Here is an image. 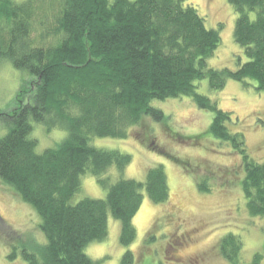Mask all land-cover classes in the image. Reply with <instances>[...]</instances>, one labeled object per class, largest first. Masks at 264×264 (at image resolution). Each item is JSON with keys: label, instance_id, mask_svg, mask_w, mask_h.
<instances>
[{"label": "trees", "instance_id": "1", "mask_svg": "<svg viewBox=\"0 0 264 264\" xmlns=\"http://www.w3.org/2000/svg\"><path fill=\"white\" fill-rule=\"evenodd\" d=\"M189 0H0V64L12 62L29 72L32 84L18 93V107L0 112L7 132L0 139V180L32 206L41 219L45 243L35 247L12 237L9 261L25 264H102L85 252L109 233V214L121 226L120 242L136 241L133 224L145 191L150 201L170 199L168 175L155 166L141 182L104 175L116 167L122 173L133 157L118 150L97 148L99 138L125 139L148 116L163 122L155 100L189 97L201 110L214 114L212 137L241 156L245 172L242 191L247 211L264 220V162L248 154L246 137L227 127L232 121L212 100L198 92L208 80L212 91L227 82L264 92V0H230L237 14L234 39L247 58L239 68H211L208 61L221 45V28L209 29ZM36 26H39L37 32ZM48 131L60 128L67 137L39 153L32 139V122ZM187 164V163H186ZM91 174L106 198H85L73 204L82 176ZM200 192L211 191L207 179ZM18 244H14V243ZM229 264H242L243 245L236 234L220 243ZM256 253L251 264H261ZM127 250L121 264H135Z\"/></svg>", "mask_w": 264, "mask_h": 264}, {"label": "rangeland", "instance_id": "2", "mask_svg": "<svg viewBox=\"0 0 264 264\" xmlns=\"http://www.w3.org/2000/svg\"><path fill=\"white\" fill-rule=\"evenodd\" d=\"M189 4L203 16L207 28L219 29L223 25L221 45L208 61L209 66L235 71L239 60L246 63L245 53L234 39L237 14L230 0H189ZM39 28L36 26V33ZM33 79L29 72L16 69L12 62H1L0 112L17 108L18 93L29 88ZM250 83L253 86L246 89L240 82L230 80L223 91L215 92L207 79L197 82V86L200 94L231 114L232 121L227 127L246 137L249 156L261 163L264 162V92H257L256 83ZM152 106L163 110V122L145 116L140 125L129 130L127 138H99L91 144L133 157L122 173L112 167L104 175L111 184L122 178L143 182L150 169L162 165L168 175L170 199L165 204L154 205L144 191L142 207L133 220L136 241L123 247L119 239L121 224L109 214L107 238L93 242L85 252L102 264H121L127 250L134 253L135 264H229L220 255L219 245L225 236L233 233L242 241V264H251L255 254L263 252L264 220L252 218L247 211L241 156L212 137L210 126L214 114L201 110L191 98L155 100ZM32 126L31 136L37 140L39 153L57 148L67 137V132L60 128L48 131L35 121ZM6 132L0 124V139ZM82 177L81 190L72 198L73 204L85 198H106L107 190L98 185L96 177L91 174ZM203 179L208 180L209 193L199 190L198 184ZM41 223L32 206L0 180V264H25L22 257L9 261L11 239L14 237V242L20 240L31 247L45 243Z\"/></svg>", "mask_w": 264, "mask_h": 264}]
</instances>
